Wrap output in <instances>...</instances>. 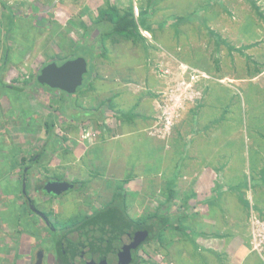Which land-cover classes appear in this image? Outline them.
Listing matches in <instances>:
<instances>
[{"label":"rangeland","instance_id":"rangeland-1","mask_svg":"<svg viewBox=\"0 0 264 264\" xmlns=\"http://www.w3.org/2000/svg\"><path fill=\"white\" fill-rule=\"evenodd\" d=\"M18 1H22L23 4L15 6L14 3L17 0H0V9L4 12L8 7L10 10L9 14L0 12V29L6 30L9 21H11L12 26L17 30V36H21L20 34L24 31L29 33L28 54H25V51L20 48L17 49L20 62L6 75L9 82L19 79L18 84L15 81V86L21 89L25 88V84L29 85L28 96L25 97L27 101L23 98L24 96L19 97L21 102H15L16 105L22 106V102L24 105L27 104L29 116H33L32 120H29L31 122L29 125L35 128H44L51 139L56 136V138H65L68 142L67 138L69 140L72 138L74 141L75 137H79L83 142L90 141L89 145L91 146L96 139H99L97 131L101 128V123L90 120L81 125H70L67 121L71 115L81 119L87 117V113L91 111L98 115L104 114L109 119L113 117L114 110L110 101L113 95L111 89H116V87L104 83H109L114 78H109L106 71L99 73V67L104 68L107 62L111 72L132 74L130 81L139 84L134 78L136 77L133 74L135 70L121 68L120 64L121 59L127 53L132 51V53H139L135 52L138 47L136 46L138 45L137 41L144 38L143 35L147 30L144 31L142 25L147 22L141 21V14L138 20L133 19L137 26V35L127 37L113 34L112 25L101 18V10L112 6L111 0H58L59 9L62 10L60 15L51 12L56 11L55 0ZM140 1L144 3L146 0ZM149 1L154 2L155 0ZM114 2L117 6H122V8L117 7L120 15L128 10H132L133 14L136 9V5L132 4V1L115 0ZM157 2L156 4L159 6L157 12L172 15L171 19L166 16L167 21L161 23L166 24L168 30L169 28L174 30V34L170 30L168 34H171L174 39L180 40L183 46L178 45L170 49L171 44L156 43L153 35L148 32L150 39L146 40L150 43L147 44L152 45V51L157 48V52L154 56L146 59L145 66L150 74L160 81V84L159 88L145 86L142 90L149 91L154 99H157L156 108L165 105L169 98L173 99L170 104L176 107L174 124L168 135L157 132L154 128L156 111L155 116L151 118L150 129L162 140L166 139L181 120L184 110H187L186 116L193 120L192 123L199 122L198 113L203 110V106L207 102H205L206 98L214 92H218L219 98H222L221 105L217 108L216 105L219 102L210 104L213 111L207 114V117H211L214 122L210 121L208 127L211 131L204 136L205 141L212 148L204 150V153L207 157L218 156L219 160H224V156L228 163L226 164V175H236V173L230 172L231 163L234 167H241L243 164V172H240L242 179L240 182L238 180L235 182L237 183L236 194L226 196L225 200L229 204L220 203L218 199L221 193H218L217 186L213 191L212 189L209 191V189L192 188L193 195L182 194L174 198L166 197L165 191H161L165 183L161 176L155 187H145L142 190L138 187V180L134 173L127 175L126 171L115 168L116 171L112 175L106 173L105 169H107L109 161L102 149L94 147L88 154L89 148L82 153L81 161H77L72 156L73 152H69L68 149L66 150L67 154L64 153L60 156L61 153L57 148H50V152L44 153L47 156H44L42 165L39 163L29 164L32 168L29 169L26 186L29 189L31 202L40 212L50 215V222L55 223V227L58 229L57 234L62 235L64 226H68L72 222H79L83 217L102 208L111 201L116 191L122 189L125 194L126 212L133 220L154 213H165L167 208H172L173 211L171 213L168 210L167 214H173L175 217L172 226L163 232L160 240L152 241L139 249L137 256L142 260L141 264H264V160H262L264 159V128L253 121V114L257 113L260 100L261 107H264V90H260L258 85H253L248 81L257 74L264 78V0H157ZM30 4H37V7L42 8V12L50 14V17L45 18L41 14H32L34 18L31 20L29 18ZM141 8L138 5L139 13ZM12 14L15 15L14 20ZM204 17L212 19V21L207 22ZM220 19L221 25L219 26ZM246 19H248V23L251 20L247 24L248 27L253 22H257L259 25L256 39H249L252 36H248L247 31L240 28L244 27L243 23ZM15 20L18 21L14 26ZM29 20L34 22L32 28L29 27L31 23ZM148 23L151 24V22ZM207 23L210 25L208 26ZM152 25L154 33L158 32L159 30H155L157 27L154 28V25L159 26L160 22H153ZM239 25L241 26L239 27ZM237 29H241V38ZM18 38L20 39V37ZM117 41L121 43L116 47L114 43ZM12 47L16 48L14 45ZM82 50L86 52H82ZM87 50L93 51L92 58ZM77 55L88 57L89 73L84 77L83 85L78 88L76 93L68 95L62 91L51 90L54 92L49 94L46 88L35 82L38 72L47 63L57 60V63H61L64 58L71 59ZM136 60H139L137 54H135L134 62ZM164 60L168 62L165 64ZM196 73L199 74L196 75ZM191 75L194 77L196 75L195 82L191 87L193 92L186 85V81L191 80ZM107 76H109L108 79ZM99 77L103 78L98 80ZM91 78H97L99 86H97L98 83L93 85ZM183 82L184 84H182ZM238 84L244 87L239 88ZM133 88L134 86L132 88L129 86V89L119 90L117 93L113 90V92L116 97H120L119 95L125 90L132 92ZM0 91L5 93L2 88ZM12 94L20 96L19 93L13 92ZM258 97L261 99L259 100ZM187 104L190 106L187 107ZM178 126L180 125L178 124ZM58 130H60L59 133ZM104 134L107 135V133ZM214 136L219 138L216 139ZM217 141L220 145L222 144L221 149L219 148V155H216L217 151L212 146ZM30 147L29 145V160L33 157L36 158L38 154L40 156V148L30 149ZM97 151L98 154H96ZM195 154L193 164L187 165L186 168L183 166L186 171L195 173L196 178L200 172L214 174L216 177L224 175V170H219V165H215L217 159L215 163L199 165L198 159H195L197 152ZM256 155L259 160L252 166L254 159L257 160ZM231 156L230 163L227 159ZM38 160H41V156ZM260 160L262 161L260 162ZM32 173L38 176L40 183L53 176L67 177L75 182V187L61 199L47 201L42 196L35 194L33 189L36 188L38 182L34 183L33 177L36 176ZM215 183H213L214 186ZM157 188H160L158 192L160 194H155ZM146 194L147 196H144ZM209 196L212 199L207 200ZM232 198H235V206L231 204ZM171 199L173 204L169 201ZM17 200L19 202L22 200L19 195ZM201 200H204L205 204L200 205ZM224 207L229 210H224ZM232 207H236L234 213L241 220L236 228H229L228 232L236 233V235L228 234L226 238L219 237L223 227L230 226L227 221ZM16 211L19 212L18 215H23L17 207ZM2 216L4 215L0 214V248L2 247L1 250L4 252L0 253V256L3 255L0 257V264H10L12 253L10 254L9 250L12 251L13 247L9 246L11 242L21 239H17L16 235L22 236L25 232L29 233V248L32 242L35 248L40 247V244L52 248L50 244L52 235L49 236L47 226L30 210L29 226L17 223L13 218L10 221H5ZM244 219L247 221V226H243L241 223ZM177 228H181V230ZM237 236H240L241 239H238ZM218 241L221 244L223 242V245ZM230 241L234 243L233 246L229 245ZM23 242L27 243L25 238ZM241 242L247 244L251 254L247 255L248 261L245 263L243 260H239L241 254L236 251ZM45 257L47 264H57L55 261L57 258L54 259L50 252H46ZM31 260L33 262V259ZM22 261L23 257L14 264H23ZM32 262L29 260V264Z\"/></svg>","mask_w":264,"mask_h":264},{"label":"crops","instance_id":"crops-1","mask_svg":"<svg viewBox=\"0 0 264 264\" xmlns=\"http://www.w3.org/2000/svg\"><path fill=\"white\" fill-rule=\"evenodd\" d=\"M57 1L58 0H55L56 4L54 6L56 8V11L54 10L51 12H54L55 15L57 13L58 15H60L62 14V10L59 9L60 3L57 4ZM114 1L115 0H111L110 2L112 6L114 5V7L116 8H122V6H117ZM130 1H132V4L136 5V9L132 14L133 19L135 21L138 20L139 15L141 14V21L147 22V24L145 23L146 25H142L144 31L147 30L145 31L147 35L144 33V38H141L139 39V41H137L138 45L136 46L138 47L137 49H135V52H139L140 54L132 53L133 51L131 53H127L124 58L121 59L120 65L121 68L124 67L135 70L133 74H135L136 77L134 78L139 82V84L130 81L132 74H127L126 72H123L122 74H116L111 72V68L110 66H108L109 63L107 62L104 68L99 67V73L106 71L110 76H107V79L108 77L114 78L109 83H104L105 85L116 87V89L110 88L113 93L111 98L112 100H110L114 110L113 117L111 116L112 118L109 119L108 117L106 118L104 114L101 115L100 113L98 115L97 113L91 111L87 113V117H83L80 119L79 117L71 115V118H69V120L67 121V123L70 125H81L83 122H89L90 120H96L98 123H101L102 126L97 131L99 139H96L91 144V146L89 145L90 141L83 142L81 138L79 139V137H75L74 141L72 138H70V140L69 138H67L68 142H66L65 138H56V136H53V138L51 139V136L48 135L44 128H35L29 125L31 124L30 121L32 120L33 116H29V109L26 107L27 104L24 105V103L22 102V106H19L15 103L21 102L19 100L20 98H22V96H24V99L28 96L27 91L29 92V85L26 86L25 84V88L21 89L15 86V81L17 83L19 79L9 82L7 81L6 77L9 70L11 68L17 67L18 63L20 62V60L18 59L19 54L17 53V49L20 48L25 51V54H28L29 45H27V42L29 41V33L27 31H24V33L20 34L21 36H17V30L12 26L11 21H9V25L6 30H1L2 28L0 29V88L4 89L5 92L2 93L0 91V211L7 212L6 215L4 214V216H2L3 220L10 221L11 218L9 217V214L13 213L14 215V212L16 211L15 209L10 208L14 203L12 201H16V206H19L20 202L17 200V197L19 195V191H21L22 174L27 173L26 178H28L29 175V169L28 171L23 170V168L31 162H29V145L31 146L30 149L40 148L39 150H41V160H39L38 163L41 165L44 162L42 161L44 156H47L44 153L50 152V148H57L59 153H61L60 156L66 153V150L68 149L70 150L69 152H73L72 156L73 158H75V160L81 161V155L82 153H84V151H87V149L90 148V150L87 152L89 154L94 147H97L99 150H104V153H106V156L108 158L107 160L109 161V164L107 166V169H105L106 173L112 175V173L116 171L115 169H122L123 171L127 172V175L134 173L136 174V178L138 180V187L142 190L143 188L145 189V187H155V184L159 182L161 176L165 181L164 185L162 186L163 190L161 191H165L166 197L171 196L172 198H174L182 194L193 195L191 192L192 188L197 190L209 189V191H211L212 189L213 191L217 186V189L219 191L218 193H221L220 197L219 195H217L219 197L218 200L220 201V203L227 204L228 202H226L225 200L226 196L236 194L237 183L235 182L236 180L240 182V179H242V175L240 172H243V164L241 165V167H234L233 163H231L230 161V159L232 158L231 156L227 159L232 164H230V172L236 173V175H226L225 170L226 164L228 163H226L225 157L223 156L224 160H219L218 156L207 157L204 153V150L212 148L211 145H209V143L205 141L204 136L205 134H209L211 131L208 127V125H210V121L214 122L211 117H207V114H210V112L213 111L210 104L213 102H219L216 105L217 108H219L218 106L221 105L222 98H219L220 94L218 92H214L212 95H209L208 98H206L207 100H205V102H207H204L205 104L203 106V110H200L198 113V116L200 118L199 122L192 123L193 120L191 118H188L189 116H186L188 114L187 110H184V112H182L181 120L178 122L180 126L176 124L170 136H167L166 139L162 140L161 138H159V135L151 131V118L155 116V111L157 113V99H154V96L150 94L149 91H143L142 89H144L145 86L149 88H159L160 81L153 77L145 66L147 62L146 59L154 56L157 52V48L152 51V45L147 44L150 43V41L147 42L146 39H150V34H152L153 39L155 38L156 40V43H163L166 45L171 44L172 46L170 49H173L178 45L182 47L183 45L180 40L174 39L171 34H168L169 30L172 33L174 30L172 28H169L168 30V26H165L166 24L161 23L167 21L166 16L170 17L171 19L172 15L157 12L156 10L159 8V6L156 4L158 3L157 0H155L154 2L146 0L144 3H142L140 0H128V2ZM22 4L23 2H19L18 0L14 3L15 6H21ZM138 5L140 8L142 5V13H139ZM5 9L6 10L4 12L2 11V9H0L1 14H9V8L7 7ZM32 14H41L42 16H45V18L50 17V14L42 12V8L39 9L37 7V4L29 5V18L31 20L32 18H34V15ZM12 18L14 20V14H12ZM205 19L207 20V22L212 21V19ZM247 20L248 19L244 20V27H242L241 25H239V27L241 26L240 28H243V31H247L248 36H252L249 39H256V37H258L259 25L257 24V22H253L248 27L247 24H249L251 20H249V23ZM17 21L18 20L14 21V26ZM148 22H151V24H149ZM153 22H160L159 26L154 25V28L157 27L155 28V30H159V33L156 31V33H154V30L151 27L153 26ZM33 24L34 22L31 21L29 27L32 28ZM207 25L209 26L210 24L207 23ZM218 25H221V19L219 20ZM240 30H238V32L241 38L242 35L240 33ZM136 35L137 33L135 34V36ZM18 37H20V39ZM9 38L11 39L9 40ZM120 41L114 43L116 44V47L119 43H121ZM13 45L16 48H13ZM82 52L86 51L82 50ZM87 53L89 54L90 58H92L93 51L87 50ZM135 54L138 55L139 60H136L134 62ZM84 58L87 60V63L89 65L88 57L84 55ZM65 59L66 58H64L63 60ZM167 62V60H164L165 64ZM100 78L103 77H99L98 80ZM96 79L91 78V83L93 85L98 83L97 86H99V81L97 82ZM248 81L253 85H258L260 90H264V78H262L260 74H257ZM244 85L247 86V84ZM129 86L131 88L134 86L132 92L125 90L124 93L119 95L120 97H116L113 92V90L115 91V93H117L119 90L129 89ZM106 87L109 88L108 86ZM238 87L242 88L244 86L238 84ZM11 91H13L14 93H19L20 96H16V94L13 95V92ZM53 92L47 90V93L49 94ZM260 99L261 98H259V100ZM25 101H27V98L25 99ZM260 103L257 108V113L253 114V121L255 124H260V126L264 128V107H261ZM189 106L190 104H187V107ZM47 117L49 116L47 115ZM105 118L106 120L104 121ZM218 131L219 130L217 129V133ZM59 132L60 130H58V133ZM103 133H107V135H103ZM102 136L103 138H101ZM214 138L217 139L219 137L214 136ZM214 144L215 145L212 144V146L213 148H215V151H217L216 155H219L222 144L220 145L218 141ZM98 151L96 154L99 153ZM196 152L197 157L195 159H198L199 165L215 163V160L217 159V163L215 165H219V170H224V175L222 174L221 176L216 177V175L214 174L200 172L198 178H196L195 173H189L188 170L186 171L183 166L186 168L187 165L193 164V157L196 156ZM40 156L38 155L37 158H40ZM37 158L33 160H37ZM258 160L259 158L257 156V160L254 159L252 166H254L258 162ZM262 160H260V162ZM117 165L119 166L117 167ZM214 182H216L215 186L213 184ZM224 182L226 183L225 185ZM158 187L161 186L158 185ZM159 191L160 188H157L155 194ZM144 196H147V194ZM211 197L209 196L207 200L212 199ZM234 199L235 198H232V200L230 201H232L231 204H234L235 206L236 202L234 201ZM169 201H171L173 204L172 199ZM199 204H205V201L201 200ZM223 209L229 210V208L225 207ZM234 210H236V207L231 208L229 220L227 221V224H230V226L223 227L222 232L219 234V237L226 238L228 234L232 236L236 235V233L233 234V232H228L229 228H236L241 220L238 219L237 215L234 213ZM169 211L172 213V208H169ZM17 212L18 211H16V213ZM161 213L163 212H159V214ZM246 222L247 221L244 219L241 223L243 224V226H247L248 224H246ZM237 237L238 239H241L240 236ZM218 242L219 244H221L220 241ZM221 245H223V242ZM229 245L233 246L234 243L230 241ZM236 251L241 254L239 260H243V263L248 261L247 255L251 254L249 253L246 243L241 242L239 244V247L236 248Z\"/></svg>","mask_w":264,"mask_h":264},{"label":"trees","instance_id":"trees-1","mask_svg":"<svg viewBox=\"0 0 264 264\" xmlns=\"http://www.w3.org/2000/svg\"><path fill=\"white\" fill-rule=\"evenodd\" d=\"M100 13L101 18L112 25L113 34L128 37L135 36L137 33L132 10L120 15V11L116 7L109 6L108 9H102ZM35 82L37 83L36 80ZM125 204V194L122 189L118 190L105 206L94 211L91 215L83 217L79 222H72L73 224L71 223L63 228H65L66 232L72 230L74 233L73 229H79L81 236L90 233L92 242L95 244V241H98L100 246L104 245L106 248L103 249L107 253L109 249L117 248V245L123 242L127 251L132 250L127 264H141L142 260L137 256L139 249L152 241L160 240L159 238H162L163 232L172 226V221L175 220V217L173 214H167L169 208L166 207L167 211L165 213H154L144 218L133 220L128 216ZM177 229L181 230V228ZM49 233L52 235L51 232ZM57 253L59 254L58 251ZM112 253H116L115 249ZM104 254L107 255L105 252Z\"/></svg>","mask_w":264,"mask_h":264},{"label":"flooded vegetation","instance_id":"flooded-vegetation-1","mask_svg":"<svg viewBox=\"0 0 264 264\" xmlns=\"http://www.w3.org/2000/svg\"><path fill=\"white\" fill-rule=\"evenodd\" d=\"M75 57H77V56H75ZM64 61H66V60H64ZM55 62L57 63V61H55ZM61 63H57V64H61ZM37 84L39 86H42L38 82H37ZM42 87L47 88L48 91L54 90V91L61 92L58 89H51V88H48L47 86H42ZM38 158H37V161L33 160V159H35V157L30 158L29 161H31V162L28 163L23 168V170L28 171V169H31L32 166H29V164H37L39 161ZM26 174L27 173L22 174V180H21V191H20L19 196L22 200L19 203V206H16V204H15L16 201H12L14 203H13V206L10 207L11 209H15V210H16V207L19 208L20 213H23V215L22 214L18 215L17 213H19V212H17V213L14 212V215H13V213H11V214H9V217L15 219L17 223L20 222V223L25 224L26 226H29V210H30L32 213H34L36 215L37 218H39V220L44 222L45 226H47V228H48V232H52L51 233L52 237H50V239H51L50 244L52 245V248L50 249V247L48 248L46 246H43L42 244H40L41 245L40 247L38 246L37 248H35L33 245V242L30 245L31 247L29 248V233L28 234H26V232L23 233L25 235V237L21 233L22 236L16 235L17 239L18 238L19 239L21 238V239L16 240L14 242H11V244L9 246L10 248L13 247L12 248L13 252L8 249L9 253L10 254L12 253V259H11L10 264H14V262L18 261L22 257H23V261H22L23 264H29V260L32 262L31 259H33L32 264H44V259L46 261L45 264H47V259L45 257L46 252H50V254L53 256L54 259L57 258V260L55 259L57 264H90V263L103 264L104 260H105L106 264H127L129 262V255H131L130 252L132 250L130 249L127 253H125L126 247L124 246L125 243L123 244V242L121 244H118L117 248L114 247V249L116 251V253L114 254V253H112L114 251L113 248L109 247L111 249H109V252L107 253L106 250L103 249V248H106L104 245L101 244L102 246H100L98 241H95V244H94L92 242L93 240L90 236V233H87L86 235L81 236L80 235L81 231L79 229H73L75 231V233H74V232H72V230L66 232L65 228L63 229L61 227L63 229V234L62 235L57 234L58 229H57V227H55V223L53 224L52 222H50L51 221L50 215L45 214L43 212H40V210H38L36 208V206L33 205V203L31 202V197L29 196V189L26 188L27 181L29 179V178H26V176H27ZM32 174H34V173H32ZM34 176H36V177H33V179L35 180L34 183H37L39 181V178L35 174H34ZM23 181L25 182V186H23ZM48 181H59V182L60 181H68L69 183L73 184L75 187V182L69 180L67 177L65 178V177L53 176V177L46 178L41 183L38 182V185L33 190L37 196H42V198L47 199V201L49 199H53V200L61 199L69 191L68 190L67 192L62 193L59 196L47 194L46 192H44V189H45V184ZM74 187L72 189H74ZM30 205H32L34 207L35 211L30 208ZM23 210H25V211H23ZM37 211H38V213H41L42 215H44V217L46 219L43 218L42 215L38 214ZM0 214L6 215L7 212L6 211H4V212L0 211ZM59 230H61V229H59ZM49 236H51V235L49 234ZM24 238L26 239L27 243L23 242ZM5 247H7V246H5ZM1 248H0V253L4 252V250H1ZM119 250L124 251L125 254L123 256H118L117 253L119 252ZM57 251L59 252V254L57 253ZM102 251H103V253H102ZM104 252L107 255H105ZM1 256H3V255H1ZM16 264H18V263H16Z\"/></svg>","mask_w":264,"mask_h":264},{"label":"water","instance_id":"water-1","mask_svg":"<svg viewBox=\"0 0 264 264\" xmlns=\"http://www.w3.org/2000/svg\"><path fill=\"white\" fill-rule=\"evenodd\" d=\"M87 73V60L83 56H77L73 59H68L62 62L61 64H57L55 61L47 63L40 69L36 76V81L42 86H47L51 89H58L70 95L76 93L78 88L83 85L84 77ZM23 186H25L24 181ZM73 187L74 185L68 181H48L45 184L44 192L59 196L62 193L71 190ZM30 208L35 211L32 205H30ZM38 214L42 215L41 213ZM42 216L45 218L44 215ZM128 251L126 250L125 253ZM125 253L124 251L119 250L117 255L123 256ZM103 264H106L105 260L103 261Z\"/></svg>","mask_w":264,"mask_h":264},{"label":"built area","instance_id":"built-area-1","mask_svg":"<svg viewBox=\"0 0 264 264\" xmlns=\"http://www.w3.org/2000/svg\"><path fill=\"white\" fill-rule=\"evenodd\" d=\"M198 74L199 73H196V75H198ZM200 74L204 75L202 73H200ZM193 75H191L190 78L193 80V84H194L196 75H195V77ZM182 84H184V82ZM193 84H191V83L186 84L188 89H190L191 92H193L191 89ZM172 100H173L172 98H169L165 105H162V106L157 108L156 120L154 122V124H155L154 128L156 129V131L164 133L166 135H168V132L170 131L171 127L174 124V115H175L174 111H175L176 107H175V105L170 104V101H172Z\"/></svg>","mask_w":264,"mask_h":264},{"label":"bare ground","instance_id":"bare-ground-1","mask_svg":"<svg viewBox=\"0 0 264 264\" xmlns=\"http://www.w3.org/2000/svg\"><path fill=\"white\" fill-rule=\"evenodd\" d=\"M187 83H191V84H193V80L191 79V80H189V81H186Z\"/></svg>","mask_w":264,"mask_h":264}]
</instances>
